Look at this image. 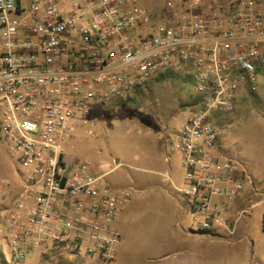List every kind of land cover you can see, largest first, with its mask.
Returning a JSON list of instances; mask_svg holds the SVG:
<instances>
[{
  "label": "built area",
  "instance_id": "obj_1",
  "mask_svg": "<svg viewBox=\"0 0 264 264\" xmlns=\"http://www.w3.org/2000/svg\"><path fill=\"white\" fill-rule=\"evenodd\" d=\"M264 70V0H0V133L22 169L0 177V234L14 261L47 245L113 261L118 215L132 199L90 160L72 158V134H93L94 112L125 101L160 74L190 79L196 106L177 124L185 169L178 189L200 231L235 234L230 206L246 178L220 151L216 124ZM99 153L100 151L97 150Z\"/></svg>",
  "mask_w": 264,
  "mask_h": 264
},
{
  "label": "rangeland",
  "instance_id": "obj_2",
  "mask_svg": "<svg viewBox=\"0 0 264 264\" xmlns=\"http://www.w3.org/2000/svg\"><path fill=\"white\" fill-rule=\"evenodd\" d=\"M141 3L156 17L162 15L165 0ZM195 106L191 80L174 74L152 79L134 89L127 100L94 112L96 125L92 135L87 134L85 127L73 131L69 155L90 160L97 168L102 166L98 172L106 174L113 189H129L136 196V208L122 226L124 240L115 260L89 256L83 248L50 244L16 262L5 235L0 234V264H182L176 253L181 244L175 240L168 248L162 244L169 235L177 236L180 232L181 228L176 226L179 216L173 219L172 213L188 202L178 190L184 186L185 169L175 144L179 119L189 115ZM216 130L220 151L246 178L243 197L230 206L232 219L237 218V211L241 213L235 234L229 236L224 230L200 231L193 209L187 208L186 219L200 234L221 240L215 242L214 248L205 245L206 251L220 254L219 259L206 260L205 264H264V260L255 262L249 255H241L250 250L249 243L238 241L240 231L264 236L257 205L264 199V70L259 72L257 91H251L246 84L240 86L233 113L221 116ZM19 173L22 169L11 157L0 133V177L16 181Z\"/></svg>",
  "mask_w": 264,
  "mask_h": 264
},
{
  "label": "crops",
  "instance_id": "obj_3",
  "mask_svg": "<svg viewBox=\"0 0 264 264\" xmlns=\"http://www.w3.org/2000/svg\"><path fill=\"white\" fill-rule=\"evenodd\" d=\"M142 2V0H141ZM257 188V187H256ZM258 189V188H257ZM245 196V195H244ZM243 197V195L239 198V200ZM187 199V198H186ZM188 200V199H187ZM261 210V220H260V229L263 231V215H264V199L257 203ZM136 208V196L132 192V199L129 202V204L126 206V208L118 215L116 222L118 223L116 227H118L121 235H122V242L118 249V251L121 249V246L123 244L124 240V231L125 227H122L123 224L128 222V220L131 218L133 211ZM187 208L192 209L191 204L188 200L187 203L183 202L180 209H174L172 213V218L175 219L179 216V221L176 223V226H179L180 232L175 235H169L168 239L164 241L162 245H164L165 248L170 247V245H173L172 241H177L176 244H181L182 247L176 251L177 254L180 255L182 259V264H205L206 260L212 259L215 261V259L220 258L219 252H211L205 250V245H207L210 248H214L215 242L221 243L220 238L214 236V235H203L200 234V231H197L196 227L193 228L192 223L186 219V210ZM194 211V210H193ZM115 222V224H116ZM189 222L191 225H188ZM240 237L238 241H243L249 243L248 247L250 250L244 253H241L244 257L246 255L250 256V259L252 261L255 260V262H261L264 260V253L262 248H264V236L262 234L253 235L252 233H249V231L241 232L240 231ZM171 239V241H169ZM160 247H163V246ZM219 264V263H218Z\"/></svg>",
  "mask_w": 264,
  "mask_h": 264
},
{
  "label": "trees",
  "instance_id": "obj_4",
  "mask_svg": "<svg viewBox=\"0 0 264 264\" xmlns=\"http://www.w3.org/2000/svg\"><path fill=\"white\" fill-rule=\"evenodd\" d=\"M170 75H174V74H169V73L168 74H160L159 76H156L153 79L157 80V79L164 78V77H167V76H170ZM140 87H138V88H140ZM138 88H136V89H138ZM195 102H196V99H195ZM263 231H264V215H263Z\"/></svg>",
  "mask_w": 264,
  "mask_h": 264
}]
</instances>
